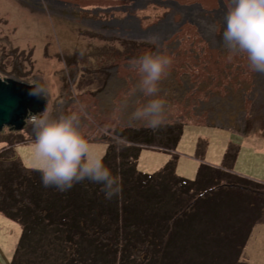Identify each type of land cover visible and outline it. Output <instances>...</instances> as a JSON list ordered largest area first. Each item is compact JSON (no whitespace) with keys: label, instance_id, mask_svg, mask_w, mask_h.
Segmentation results:
<instances>
[{"label":"rangeland","instance_id":"1","mask_svg":"<svg viewBox=\"0 0 264 264\" xmlns=\"http://www.w3.org/2000/svg\"><path fill=\"white\" fill-rule=\"evenodd\" d=\"M73 1L89 10L111 5L107 0ZM187 2H202L205 9L215 10L213 0ZM169 8L148 4L135 10L143 18L141 31L124 37L101 35L84 26L77 11L38 13L23 0H0V79L44 85L54 115L85 105L91 119L82 115L81 132L113 175L117 171L122 188L118 196L106 199L101 185L88 180L63 192L45 187L32 166V126L26 122L22 131L4 127L0 264H10L15 257L26 208L37 216L31 221L34 231L74 225L76 235L66 250L71 254L76 248L81 256L73 254V264H264V74L253 72L246 57L222 47L218 24L215 37L208 31L203 34L212 36L210 45L218 52L204 53L197 45L200 36L187 28L182 38L191 34L194 44L188 40L181 52L174 51L181 37L154 33ZM149 38L157 43H149ZM164 38L172 48L163 47ZM124 44L136 51L118 61ZM143 46L149 47L143 52L172 59L160 84L167 106L166 125L158 132L129 120L134 108L146 102L134 91L138 75L129 65ZM109 52L117 55L115 59ZM232 57L239 61H229ZM236 62L241 64L234 69L233 81L248 82L244 89L228 95V83L224 92L215 86V93L208 92L207 82L218 81L224 69L230 74L225 66ZM192 80L206 83L191 85ZM105 126L120 141L102 134ZM51 202L76 205L65 217L59 213L48 222ZM75 209L79 222L72 215ZM136 220L138 227H128ZM31 234L33 244L36 236ZM149 242L155 247H145ZM42 259L49 261L50 256Z\"/></svg>","mask_w":264,"mask_h":264},{"label":"clouds","instance_id":"2","mask_svg":"<svg viewBox=\"0 0 264 264\" xmlns=\"http://www.w3.org/2000/svg\"><path fill=\"white\" fill-rule=\"evenodd\" d=\"M200 24L213 35L216 25L201 20ZM221 45L232 55L246 57L253 72L264 74V0H228L220 33ZM149 43H157L149 38ZM170 56L145 52L130 62V70L138 75L134 91H138L146 102L135 107L129 115L130 121L140 122L144 127L158 132L166 125V99L160 95V84L169 73ZM30 95L47 94L44 85L33 82ZM79 104V102H77ZM91 119L85 105L68 114H53L46 106L37 115H30L27 123L32 126V166L41 174L45 187L54 186L63 192L84 180L101 185L106 199L118 196L121 191L120 177L113 175L105 166L103 156L92 151V146L81 132V117ZM100 132L120 141L108 126Z\"/></svg>","mask_w":264,"mask_h":264},{"label":"flooded vegetation","instance_id":"3","mask_svg":"<svg viewBox=\"0 0 264 264\" xmlns=\"http://www.w3.org/2000/svg\"><path fill=\"white\" fill-rule=\"evenodd\" d=\"M107 1V3L111 5L105 6V8L104 6L103 8L102 6H92L89 10L78 6L73 0H23L30 10L38 13H45V10H50V12H53L54 14H59L61 11L70 10L75 13L77 11L80 19L78 22L84 24V26H89L91 29L95 28V30L101 35L111 36L117 34L124 37H136L141 31L140 25L141 22H143V18L140 19L136 15L135 10L138 11L142 8L145 9L148 4L170 6L168 12L163 14L161 18L162 22L158 23L159 26L154 28V33H157V35L161 37L166 35L175 37L186 32L187 28L189 32L199 35L200 37H198L201 38L199 40H201L208 49H212L209 40L212 36H210V34H208L207 37L203 35L206 34L207 29L200 24V21L207 20L208 23H210V20H214V24H218L219 30L223 29V16L228 4V0H213L215 3V10H212L209 8L205 9L203 5L204 3L202 2L200 4H195L194 2H187V0H148L151 3L147 0ZM116 2H123V4L118 5ZM175 17H177L178 20L175 23H172V20H174ZM142 29L146 30L147 28L142 25ZM163 40V44L168 42L166 38ZM180 42L181 41L177 40L176 43ZM193 44L194 42L191 38L190 46ZM148 48L147 46L139 47L135 54L139 53L141 56L145 53L142 50ZM123 49L124 52L120 51V53H117L121 54L120 57L116 58L118 61L123 59L122 57H126L127 54L130 55L131 52L136 51L134 50L135 48L129 44H124ZM189 52L192 53V48L189 49ZM109 53L113 54L114 59L115 56H117L115 53Z\"/></svg>","mask_w":264,"mask_h":264},{"label":"trees","instance_id":"4","mask_svg":"<svg viewBox=\"0 0 264 264\" xmlns=\"http://www.w3.org/2000/svg\"><path fill=\"white\" fill-rule=\"evenodd\" d=\"M235 60L239 61L237 57H232L229 59V61ZM124 134L125 133H121L120 136H123ZM115 175H117V171ZM202 178L204 180L205 177ZM75 205V202H66L65 204H63L62 202H51V206L49 208L47 207L49 210L45 216L48 218V222H50L52 218H55V215L59 213H61V215L65 217L67 215L65 213H68L67 209ZM27 210L28 208L24 209L21 214L22 220L20 219V221L26 223V225L24 224L22 227L23 231L18 245V249L16 250L15 257L10 264H73L72 255H80L79 253H81L76 248L71 254H69L66 250L68 249L67 245H69L71 240H73L72 237L76 235V229L74 228V225L70 228H50L49 225H47L42 229H37V231H34L31 229V221L33 219L37 220V216H34L32 211L29 210V212H27ZM77 210L78 209H75L72 215H74L76 219H79L77 220V222H79L81 215L78 213ZM138 221L139 220H136L135 222L131 221L128 227H138ZM31 232H34L36 236V239L33 244H31L30 239L31 236L33 237L34 235H32ZM133 245L134 244H131V246ZM134 247L136 246L134 245ZM145 247L153 248L155 247V244L153 245L149 242L145 244ZM45 255L50 256L49 261L42 259Z\"/></svg>","mask_w":264,"mask_h":264},{"label":"water","instance_id":"5","mask_svg":"<svg viewBox=\"0 0 264 264\" xmlns=\"http://www.w3.org/2000/svg\"><path fill=\"white\" fill-rule=\"evenodd\" d=\"M33 87L10 79H0V131L4 127L22 131L30 115L45 110L49 95H30Z\"/></svg>","mask_w":264,"mask_h":264},{"label":"crops","instance_id":"6","mask_svg":"<svg viewBox=\"0 0 264 264\" xmlns=\"http://www.w3.org/2000/svg\"><path fill=\"white\" fill-rule=\"evenodd\" d=\"M143 25V24H142ZM184 33H188V32H183V33H181V35H179V37H181L182 38V36H183V34ZM189 35V34H188ZM178 36V35H177ZM187 37V39L185 40L184 38H177L176 39V42H177V40H179V41H181L180 43H175L174 45H175V48L176 49H174V51H178V52H181V48L180 47H184L185 48V43H187V41L188 40H190L191 39V34L189 35V36H186ZM193 38H194V35H193ZM181 39V40H180ZM197 45H199L198 47L199 48H201L202 49V51L205 53V52H207V53H212L213 51H215V52H218V51H216V49L215 50H212V49H208V48H206V45L204 44V43H202L201 41H200V43L199 44H197ZM163 47H173V46H171V44H169V42H166V43H164L163 44ZM193 50V49H192ZM188 51H189V48H188ZM183 53V52H182ZM241 63H239L238 64V62H236L235 64L234 63H232V64H230L229 66H225V67H229V68H231V72H230V74L228 73V71L226 70V71H224L223 70V76L220 78L219 77V80L217 81V80H215V79H213V80H215L214 82H207L208 83V85H209V91L208 92H211V93H215L216 91H222V92H224L223 91V89H224V86H225V84L226 85H228V83H229V86L226 88V90H227V92H228V95H232V94H234V95H236V94H238L240 91H242V89H244V86H246V84H248V82H246V81H242V80H239L238 81V79H235V81H233L234 80V78H233V76H234V69L237 67V65H240ZM220 69H221V67H220ZM174 71L175 70H173L171 73H174ZM237 72V71H236ZM224 73H225V75H224ZM238 77V76H237ZM229 78H230V80H229ZM205 79V78H204ZM197 80H199V79H197ZM229 81H231V82H229ZM218 82H220V86H217V84H218ZM190 83H191V85H197V84H199L200 85V83H201V85L203 84V83H206V82H198V81H196V82H194L193 80L192 81H190ZM236 83H238L239 85H237V86H235V84ZM217 87V90L215 91L214 89H216L215 87ZM234 86V87H233ZM240 86H242V87H240ZM247 86H249V85H247ZM215 91V92H214ZM247 92V91H246ZM226 97H228L227 96V93H226V95H225V99H226ZM245 101H244V105H245V103H246V101L248 100V99H244ZM233 101V100H232ZM249 104H250V102H249ZM227 127H230V128H233V126H227ZM235 128L237 127V126H234Z\"/></svg>","mask_w":264,"mask_h":264},{"label":"bare ground","instance_id":"7","mask_svg":"<svg viewBox=\"0 0 264 264\" xmlns=\"http://www.w3.org/2000/svg\"><path fill=\"white\" fill-rule=\"evenodd\" d=\"M110 7V6H109ZM102 8H103V6H102ZM105 8V7H104ZM137 8V7H136Z\"/></svg>","mask_w":264,"mask_h":264}]
</instances>
